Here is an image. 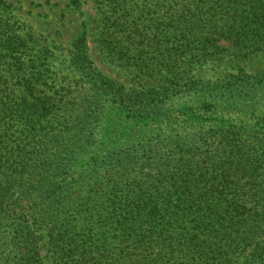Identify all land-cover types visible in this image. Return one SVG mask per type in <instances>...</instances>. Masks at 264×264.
<instances>
[{"label":"trees","instance_id":"16d2710c","mask_svg":"<svg viewBox=\"0 0 264 264\" xmlns=\"http://www.w3.org/2000/svg\"><path fill=\"white\" fill-rule=\"evenodd\" d=\"M94 2L99 43L114 61L124 63L132 49L142 50L138 39H144L160 53L155 62L173 76L159 85L127 88L94 66L84 24L73 58L98 90L96 103L108 97L136 121L165 122L172 121L174 102L189 95L191 103L181 109L189 120L209 117L219 123L190 131L172 128L163 137L120 150L119 163L141 166L140 176L114 185L75 224L55 222L50 241L57 264H264V123L229 124L209 115L256 114L264 109V89L247 85L223 93L214 86L203 90L197 79L184 86L171 81L178 65L188 67L195 57L226 51L224 41L249 53L263 50L264 0ZM72 3L79 8L81 0ZM4 6L0 0V136L8 132L7 125L17 124L31 139L59 117L62 107L43 87L47 57H29L31 39L9 29ZM132 64L143 73L151 71L144 60ZM89 139L93 146L98 142L92 134ZM4 143L0 140V168L24 153L8 151ZM19 167L25 171L17 163L0 181V264H44L43 235L25 209L13 206L10 180ZM60 188L52 180L46 190Z\"/></svg>","mask_w":264,"mask_h":264},{"label":"rangeland","instance_id":"374dc122","mask_svg":"<svg viewBox=\"0 0 264 264\" xmlns=\"http://www.w3.org/2000/svg\"><path fill=\"white\" fill-rule=\"evenodd\" d=\"M142 1L138 0V3ZM4 2L10 22L8 28L31 39L28 41L29 57L35 54L47 57L43 58L47 64L45 67L49 69L47 84L43 87L54 93L62 108L59 117L42 127L31 139L17 130V124L7 125L8 132L0 136V140H6V150L19 149L24 153L6 163L5 168H0V181L14 171L12 167H16L17 163L25 166L26 172L19 167L10 180L14 183L13 206L18 210L25 209L32 227L43 235L40 245L43 263L57 264L55 248L50 241L55 222L70 221L75 224L84 215L86 207L98 206L114 185H127V181L140 176L138 167L141 166L127 161L119 163L117 154L120 150H128L139 140L152 141L159 134L163 137L172 128L190 131L196 126L216 127L219 122L206 116L189 120L181 110L189 106L187 102L191 103L189 95L174 102L172 121L165 122L136 121L108 97L96 103V99L99 100L96 96L98 90L94 89L85 71L75 64L73 58L74 44L83 32L84 24L94 66L127 88L143 89L159 85L173 76L167 72V67H161L162 63L155 62L160 53L147 47L144 39H138L142 50L132 49L125 55L124 63L114 61L111 58L114 56H110L99 43L100 15L94 0H81L79 8L72 0ZM223 45L227 50L221 54L200 59L195 57L188 67L178 65L172 70L176 78L171 81L184 86L186 82L197 79L202 81L203 90L214 86L223 93L229 88L238 91L247 85L249 88L258 86L264 89L261 85L264 79V49L249 53L226 41ZM136 60H144L151 71H139L132 64ZM170 93L175 92L171 89ZM98 104L104 109L102 114ZM209 115L223 118L229 124L264 123V109L256 114L213 112ZM90 134L98 141L94 146L89 139ZM17 143H21L20 147L16 146ZM97 154L106 157L95 160ZM22 172L26 173V177ZM58 173L60 176L55 177ZM52 180L58 182L61 188L58 192L48 193L46 187Z\"/></svg>","mask_w":264,"mask_h":264}]
</instances>
